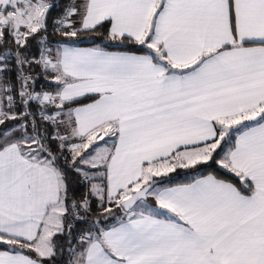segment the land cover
I'll use <instances>...</instances> for the list:
<instances>
[{"label": "snow or ice", "instance_id": "obj_1", "mask_svg": "<svg viewBox=\"0 0 264 264\" xmlns=\"http://www.w3.org/2000/svg\"><path fill=\"white\" fill-rule=\"evenodd\" d=\"M56 8L0 0V264H264V0Z\"/></svg>", "mask_w": 264, "mask_h": 264}, {"label": "trees", "instance_id": "obj_2", "mask_svg": "<svg viewBox=\"0 0 264 264\" xmlns=\"http://www.w3.org/2000/svg\"><path fill=\"white\" fill-rule=\"evenodd\" d=\"M52 3L57 5V8L55 11L52 12L51 19L55 20L58 18L61 13H62V7L68 2V0H51ZM51 30V28L49 29ZM90 34L84 33L82 34L81 39L77 40L74 44L79 45V46H92L96 45L99 43L98 40H93L88 38ZM108 50H115L113 48H110ZM199 167V166H198ZM212 173L214 175H218L223 177L226 175L224 170L218 169L215 166L212 168H201V174H209ZM194 177V173L192 172L191 169H180L178 168L176 172L174 173H169L167 177H161L162 180L170 181L169 185H174V184H179V183H187L190 182Z\"/></svg>", "mask_w": 264, "mask_h": 264}, {"label": "crops", "instance_id": "obj_3", "mask_svg": "<svg viewBox=\"0 0 264 264\" xmlns=\"http://www.w3.org/2000/svg\"><path fill=\"white\" fill-rule=\"evenodd\" d=\"M70 46H72V47H76V48H80V49H89V48H93V47H95L96 45H92V46H79V45H76V44H71ZM110 51H112V50H110ZM105 140L108 141V146H111L112 141L109 140L107 137L105 138ZM99 144H100L101 146H104V145H105V141H99ZM205 175H208V174H205ZM191 181H192V180H191ZM191 181H190V182H191ZM190 182H187V183H190ZM174 185H175V184H174ZM169 186H172V185H169Z\"/></svg>", "mask_w": 264, "mask_h": 264}, {"label": "water", "instance_id": "obj_4", "mask_svg": "<svg viewBox=\"0 0 264 264\" xmlns=\"http://www.w3.org/2000/svg\"><path fill=\"white\" fill-rule=\"evenodd\" d=\"M157 179H162V178H157Z\"/></svg>", "mask_w": 264, "mask_h": 264}]
</instances>
